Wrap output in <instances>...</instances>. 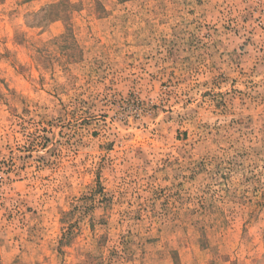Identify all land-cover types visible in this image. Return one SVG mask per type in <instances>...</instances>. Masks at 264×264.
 Wrapping results in <instances>:
<instances>
[{
	"label": "rangeland",
	"instance_id": "1",
	"mask_svg": "<svg viewBox=\"0 0 264 264\" xmlns=\"http://www.w3.org/2000/svg\"><path fill=\"white\" fill-rule=\"evenodd\" d=\"M0 264H264V0H0Z\"/></svg>",
	"mask_w": 264,
	"mask_h": 264
}]
</instances>
